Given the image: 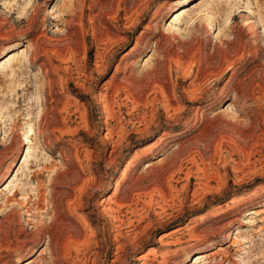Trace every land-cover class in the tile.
I'll use <instances>...</instances> for the list:
<instances>
[{"label":"rangeland","instance_id":"374dc122","mask_svg":"<svg viewBox=\"0 0 264 264\" xmlns=\"http://www.w3.org/2000/svg\"><path fill=\"white\" fill-rule=\"evenodd\" d=\"M0 211V264H264V0H0Z\"/></svg>","mask_w":264,"mask_h":264},{"label":"bare ground","instance_id":"6f19581e","mask_svg":"<svg viewBox=\"0 0 264 264\" xmlns=\"http://www.w3.org/2000/svg\"><path fill=\"white\" fill-rule=\"evenodd\" d=\"M59 31V30H58ZM40 97V96H39ZM233 109V108H232ZM110 137H111V134L110 133H107L106 134V136H105V138L106 139H110ZM105 139V140H106ZM150 153H152V151H151V149L150 150H147V152L146 153H143L142 154V156L141 157H144V156H147L148 154H150ZM195 192H193V194H194ZM193 194H192V197H195V196H193ZM1 212V211H0ZM3 213V212H2ZM248 214H253V215H257V212H255L254 210H252V211H250ZM84 220V219H83ZM220 253V252H219ZM214 254H216V253H214V252H212V253H206V254H201V255H196L194 258H193V260H194V262L192 263V264H200L201 262H203V261H206L207 259H209L211 256H213ZM209 262V261H208Z\"/></svg>","mask_w":264,"mask_h":264}]
</instances>
